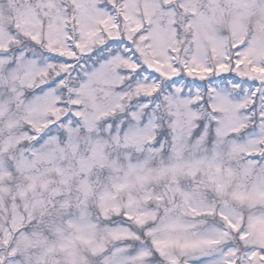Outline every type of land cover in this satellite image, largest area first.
Listing matches in <instances>:
<instances>
[{"label":"snow or ice","instance_id":"snow-or-ice-1","mask_svg":"<svg viewBox=\"0 0 264 264\" xmlns=\"http://www.w3.org/2000/svg\"><path fill=\"white\" fill-rule=\"evenodd\" d=\"M0 264H264V0H0Z\"/></svg>","mask_w":264,"mask_h":264}]
</instances>
